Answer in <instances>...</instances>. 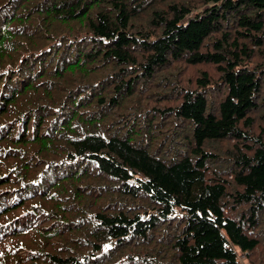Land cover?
<instances>
[{
  "label": "trees",
  "instance_id": "obj_1",
  "mask_svg": "<svg viewBox=\"0 0 264 264\" xmlns=\"http://www.w3.org/2000/svg\"><path fill=\"white\" fill-rule=\"evenodd\" d=\"M240 254L264 264V0H0V264Z\"/></svg>",
  "mask_w": 264,
  "mask_h": 264
},
{
  "label": "rangeland",
  "instance_id": "obj_2",
  "mask_svg": "<svg viewBox=\"0 0 264 264\" xmlns=\"http://www.w3.org/2000/svg\"><path fill=\"white\" fill-rule=\"evenodd\" d=\"M236 251H237V253H239L238 252V249H235ZM239 257H240V262H239V264H249V263H247V261L244 259V256L243 255H239Z\"/></svg>",
  "mask_w": 264,
  "mask_h": 264
}]
</instances>
